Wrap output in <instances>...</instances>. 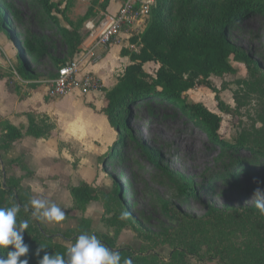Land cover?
<instances>
[{"label":"rangeland","instance_id":"obj_1","mask_svg":"<svg viewBox=\"0 0 264 264\" xmlns=\"http://www.w3.org/2000/svg\"><path fill=\"white\" fill-rule=\"evenodd\" d=\"M10 1L15 3L23 16L25 27L19 26L17 32L22 34L27 28L38 38L46 39L45 43L54 57L69 56L70 49L62 33L39 0ZM56 2L59 5L52 14L80 41L85 35V22L80 20L94 0ZM99 8L100 4L95 5L91 17L99 16ZM229 38L264 66V16L250 14L241 19L230 31ZM15 42L19 47L23 39ZM0 57V73L6 75V87L16 94L18 91L23 97L30 90V85L19 78L17 62L4 52L0 53ZM231 62L236 73L211 76L220 97L230 106L229 112L218 107L214 89L198 86L189 91L191 101L201 102L222 116L220 133L227 140L235 138L242 128L261 125L257 113L264 108V101L255 95H244L242 107H237L234 93L241 90L238 82L247 79L249 71L244 63ZM144 67L155 75L159 65L149 62ZM56 69L48 57L35 64V70L41 76L38 82L45 90ZM103 94L74 92L50 98L45 92L50 115L34 113L36 119L33 118L49 129L45 140L25 134L8 150H0V184L5 176L20 177L24 192L45 198L65 211V218L60 222L35 220L53 239L70 246L71 241L66 240L63 234L77 228L83 217L92 222L90 234L95 232L97 238L104 234L114 237V228L102 219L105 214L103 200L91 201L85 211L74 207L70 189L83 182L107 192L118 181L125 204L146 228L153 231L165 224L160 213L164 200L182 202L185 212L196 217L205 214L210 206L255 205L257 197L253 196L254 192L257 188L264 190V157L245 149L223 153L221 146L200 126L189 121L179 109L160 101L132 106L129 126L135 138H130L125 132L119 135L101 116ZM5 95L0 86V100H4ZM4 122L0 117V136ZM148 149L160 153L157 162L148 156ZM16 150L21 154L18 163L13 160L17 158ZM162 168H169L194 180L196 195H182V180L172 177ZM223 174L228 178L223 179ZM115 242L117 248L127 247L136 252L149 248L147 253H156L166 261L172 250L168 244L155 245L130 226L122 230ZM189 258L192 264H221L218 259H201L193 255Z\"/></svg>","mask_w":264,"mask_h":264},{"label":"trees","instance_id":"obj_2","mask_svg":"<svg viewBox=\"0 0 264 264\" xmlns=\"http://www.w3.org/2000/svg\"><path fill=\"white\" fill-rule=\"evenodd\" d=\"M39 1L58 26L70 49L67 58L54 57L45 43L46 39L38 38L27 28L22 34L17 32L16 28L19 26L25 27L21 10L13 1L0 0V31L10 40L23 39L17 52V72L23 80L32 81L30 85L33 88L39 85L33 81L41 78L35 70V64L48 57L56 67L64 65L76 55L84 37L78 41L70 29L59 24L58 17L52 14L59 2ZM108 3L109 0L103 3L94 0V4L80 21L86 22L93 18L91 15L95 5L100 4V8L105 9ZM250 14L264 16V0H157L144 30L130 38V43L137 44L138 48L124 47L121 50V55L128 56L130 63L112 88H103L105 93L102 111L114 130L119 135L125 132L130 138H135L129 126L131 107L160 101L171 104L189 121L200 126L221 146L223 153L245 149L258 157H264V108L257 113L261 125L252 124L251 129L242 128L235 138L227 140L220 133L222 116L203 103L189 99L190 90L198 86L208 87L217 92L218 107L229 112L231 108L220 97L211 76L236 73L231 62L235 60L244 63L249 71V77L238 82L241 90L234 93L237 107H242L244 95H255L257 99L264 101L263 64L229 38L230 31L238 21ZM149 62L159 65L155 75H151L144 67ZM2 77L4 75L0 73V78ZM48 133L49 129L34 119L30 120L25 132L26 135L37 138H46ZM25 134L21 127L6 120L0 136V150H8L13 142L23 138ZM147 154L156 162L160 156L153 149H148ZM13 160L18 163L20 156ZM162 169L182 180V195H196L194 180L169 168ZM222 178L226 179L228 176L223 174ZM21 182L20 177L5 176L0 184V207L18 204L20 212L17 222L29 220V228L24 233L29 252L21 259H28L29 264H37L35 253L40 244L45 246L40 257L45 253L64 255L78 235L90 234L92 222L83 217L77 228H71L63 234L66 240L71 241L70 246L53 239L31 216L29 201L33 194L24 192ZM70 191L74 207L81 211H85L91 201L103 200L105 214L102 219L109 227L114 228L115 234L114 237L104 234L98 239L110 249L119 251L121 264L127 257L133 259V264H192L189 258L192 255L201 259H218L221 264H264V215L260 214L255 205L210 206L205 214L196 217L185 212L182 202L164 200L160 205V213L165 224L153 231L146 228L125 204L118 181L107 192L87 182L71 187ZM25 206H28L27 212L24 210ZM122 212L128 213L126 219H120ZM127 226L155 245H170L172 250L169 259L166 261L156 253H147L149 248L140 252L127 247L117 248L115 238ZM0 257L6 258V250H0Z\"/></svg>","mask_w":264,"mask_h":264},{"label":"built area","instance_id":"obj_3","mask_svg":"<svg viewBox=\"0 0 264 264\" xmlns=\"http://www.w3.org/2000/svg\"><path fill=\"white\" fill-rule=\"evenodd\" d=\"M105 1L99 0L100 3ZM114 1L117 2V9L112 11L110 3ZM156 4L157 0H109L105 9L99 8V16L85 22V35L76 56L57 67L47 81V95L57 98L74 92L84 95L101 91L99 79L93 73L83 71L85 64L97 60L101 50H106L123 37L126 36L130 42L133 35L140 34ZM129 46L131 49L138 48L137 44L130 43Z\"/></svg>","mask_w":264,"mask_h":264},{"label":"clouds","instance_id":"obj_4","mask_svg":"<svg viewBox=\"0 0 264 264\" xmlns=\"http://www.w3.org/2000/svg\"><path fill=\"white\" fill-rule=\"evenodd\" d=\"M255 207L264 215V190L256 189ZM31 216L41 222H60L65 218V211L55 203L45 198L33 197L29 201ZM29 210L28 206L24 209ZM20 205L0 207V250H6V258L0 257V264H29L28 259H21L29 252V245L25 243L24 233L29 228V220L17 222ZM127 212H122L120 219H126ZM11 246V248L9 247ZM45 246L40 244L36 250L37 264H121L119 251L105 246L94 234L83 233L76 237L75 243L67 248L64 255L40 252ZM123 264H133L131 257L124 258Z\"/></svg>","mask_w":264,"mask_h":264},{"label":"crops","instance_id":"obj_5","mask_svg":"<svg viewBox=\"0 0 264 264\" xmlns=\"http://www.w3.org/2000/svg\"><path fill=\"white\" fill-rule=\"evenodd\" d=\"M110 9L112 11H115L117 9V2H111ZM15 41L10 40L3 32L0 31V53L4 52L8 58L13 59L17 62V52L19 47L16 46ZM129 44L130 42L128 39H126L125 36L121 39L120 42L113 43L106 50H101L100 57L97 60L85 64L83 71L93 73L99 79L102 86L101 91L91 93H103V88L110 89L117 83L118 77L123 73L125 67L130 63V58L128 56L121 55L122 48L130 47ZM113 57L114 59H112ZM5 77L6 75L0 78V86L6 93V98L4 100H0V117L3 118V121L7 120L11 124L19 128L21 127L22 132L25 134V130L27 129L30 120L33 118L36 119L34 113L42 115H44L43 113H47L48 115H50L48 111L49 103L45 98V92L47 95V85L45 90V87H42L38 80H35L33 82L39 83V85L36 88H33L30 85L32 81L23 80L21 78L23 81L27 82L30 85V90L27 92V94L21 97V93L17 91L16 94L6 87V80L4 79ZM103 106L104 94L100 100V111L103 119L110 125L107 116L102 111ZM25 136L26 135H24V137ZM28 136H30V138L37 139V137L35 136ZM44 138L45 137H40L38 139ZM17 141H15L14 144H16ZM14 151L15 150H13V153L15 154ZM16 151V155L17 157H19L21 154L20 152H18V150Z\"/></svg>","mask_w":264,"mask_h":264}]
</instances>
